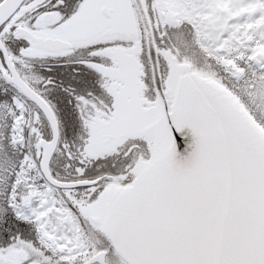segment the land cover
<instances>
[{
	"label": "snow or ice",
	"instance_id": "1",
	"mask_svg": "<svg viewBox=\"0 0 264 264\" xmlns=\"http://www.w3.org/2000/svg\"><path fill=\"white\" fill-rule=\"evenodd\" d=\"M0 264H264V0H0Z\"/></svg>",
	"mask_w": 264,
	"mask_h": 264
}]
</instances>
